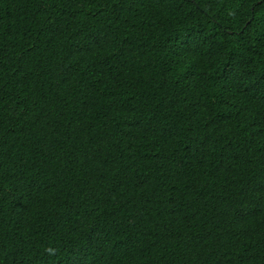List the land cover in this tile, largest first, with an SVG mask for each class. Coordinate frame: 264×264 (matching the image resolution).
I'll list each match as a JSON object with an SVG mask.
<instances>
[{
    "label": "trees",
    "instance_id": "trees-1",
    "mask_svg": "<svg viewBox=\"0 0 264 264\" xmlns=\"http://www.w3.org/2000/svg\"><path fill=\"white\" fill-rule=\"evenodd\" d=\"M0 264H264V0H0Z\"/></svg>",
    "mask_w": 264,
    "mask_h": 264
}]
</instances>
